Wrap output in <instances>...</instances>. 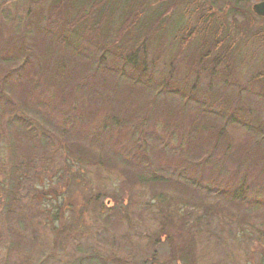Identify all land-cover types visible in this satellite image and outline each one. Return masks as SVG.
<instances>
[{
    "label": "rangeland",
    "instance_id": "rangeland-1",
    "mask_svg": "<svg viewBox=\"0 0 264 264\" xmlns=\"http://www.w3.org/2000/svg\"><path fill=\"white\" fill-rule=\"evenodd\" d=\"M53 1L0 0V264H264L263 0H137L158 34L89 25L87 61ZM148 36L145 73L94 74Z\"/></svg>",
    "mask_w": 264,
    "mask_h": 264
},
{
    "label": "trees",
    "instance_id": "trees-1",
    "mask_svg": "<svg viewBox=\"0 0 264 264\" xmlns=\"http://www.w3.org/2000/svg\"><path fill=\"white\" fill-rule=\"evenodd\" d=\"M98 1L99 2L101 1V3L96 4L97 2H95V0H54L53 3L49 5V7L51 6V8L49 10L48 17L50 18L57 17L56 22L58 23V25H68L67 27H65L67 31L63 37L62 43H64L63 45L64 49H66L67 47L70 48V50L72 51V54H71L72 56L74 57L79 56L81 54L82 49L87 48V46L90 44L93 38L96 37L98 40V35H97L98 33H96L97 31L91 29L90 28L91 26L89 27V25H113L114 22L118 23L119 19L120 20L124 19L127 25H134L133 28L136 27V30L139 33V35L141 34V31H143L142 36L143 34L145 35V34H148L149 32L156 33L155 36L158 34L157 32L160 29V25L157 27L156 25H152V23L155 19H158L160 17L161 13H159V11L156 10L154 11V13H151V16H150V12L147 13V15L145 14L142 16L138 11L139 7L141 6L140 5L141 0L139 2L137 0H115V2H113L114 0H98ZM128 1H133V3L135 1V7L131 8L132 5L129 6ZM30 4H31V1H30ZM32 5H31L32 7L28 9L29 13L32 10H35L34 8L37 7V3H33ZM234 7L235 8L237 7L236 3ZM94 8H96L98 11V18L100 17V19H102V21L100 20V22L99 23L97 22L96 24L94 22V14L92 12L95 10ZM166 10H167V5L163 6L162 12L165 13ZM37 13H40V12H37ZM247 14L249 13L247 12ZM151 17H154V19ZM123 26L125 25H122V27ZM101 28L103 27L101 26ZM122 33L124 35L122 37L126 38L127 36L128 39L131 38L129 37V35H126L124 32ZM100 34H102V31ZM74 36L76 38L75 40H74ZM90 36H91V39H90ZM155 36L145 37L148 40L146 39L142 40L138 49L135 51H128V49L125 50V48L122 51H120V53L116 55V59H117L116 63L121 62V66L112 64L110 65L111 67L113 66V68L111 69V67L109 68L105 67L106 63L108 62H106L102 58L99 61H96L94 63L96 65L93 64L95 66L93 67L95 68L94 74L102 75V73L109 71L110 76L112 75L116 76L118 74L117 75L118 77H122L123 74L125 75V72L138 73L139 69L140 70H139L138 75L145 73L146 71L145 61L146 60H145L144 52L140 50L146 49L148 46L147 44H149L150 41L153 40V38H157ZM75 44H76V47H74ZM85 53L86 52L84 51L81 54L83 61L84 59H86V61L88 59V55ZM31 54L33 53H31L29 49H27V46L23 44L17 48L16 54H15V56L17 57L20 55L21 60L15 57L16 61L19 60L21 62V65L26 64L27 61H29L28 64H30L32 62L30 58ZM40 56L42 57L45 56L48 60H54V59L58 60V58H56V55H55V50L45 49L41 53ZM66 61L70 63L68 59L67 60L63 59L62 61L60 60V62L62 63V65L60 66L61 68L60 70L57 69L54 65L47 64V66H44L46 63L42 62L41 59H38V61L36 62L37 65L34 63V66L37 67L38 74L43 77V80L50 81L51 84H55L56 86H58V84L62 85V83L69 82L68 78L66 79L60 78V75L63 72L67 74V71L70 70V69H67L69 65L67 64ZM193 62H195V60ZM116 83L118 84L117 78H116ZM241 125L243 126L244 123H242ZM248 158L249 157H247L246 159L249 160L250 162H253V159H248ZM159 181L160 179L158 178L157 182L162 183L161 181L160 182ZM174 181L175 182H171V183H176V187L184 186L182 184H179L182 182L178 178ZM263 214H264V210H263ZM164 220L166 221V219ZM168 221L170 220L168 219ZM166 224L167 222L162 223V229H160L161 230L160 234L163 235V238L165 237V240L169 241L168 236H165L167 235L165 233ZM168 224H170V222ZM174 226L175 225H173V227ZM170 246H171L170 255L173 259L176 258L177 261H180L183 264L190 263L189 261L192 260L193 256L191 258L190 256L191 248L188 246V243L182 246V248L184 249H179V250H173L171 242H170Z\"/></svg>",
    "mask_w": 264,
    "mask_h": 264
},
{
    "label": "water",
    "instance_id": "water-1",
    "mask_svg": "<svg viewBox=\"0 0 264 264\" xmlns=\"http://www.w3.org/2000/svg\"><path fill=\"white\" fill-rule=\"evenodd\" d=\"M252 12L258 16V17H263L264 18V0L254 4L252 6Z\"/></svg>",
    "mask_w": 264,
    "mask_h": 264
}]
</instances>
